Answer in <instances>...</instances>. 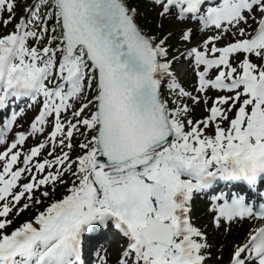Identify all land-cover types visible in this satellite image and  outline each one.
<instances>
[{"label":"snow or ice","instance_id":"1","mask_svg":"<svg viewBox=\"0 0 264 264\" xmlns=\"http://www.w3.org/2000/svg\"><path fill=\"white\" fill-rule=\"evenodd\" d=\"M150 2L163 18L217 30L185 55L197 92L223 95L186 91L169 37L147 35L128 0H38L19 20L17 0H0V29H13L0 35V146L23 115L14 105L40 104L30 131L0 152V264H85L87 234L110 225L126 239L119 264H208L210 245L191 213L194 198L209 193L217 227L264 222V0ZM181 38L191 43L192 31ZM184 97L212 100L208 115L189 118ZM48 127L43 142L21 150ZM76 136L84 139L72 159ZM65 175L73 179L63 199L8 230L22 199L39 203L34 193ZM220 185L227 191L217 193ZM229 264H264V223Z\"/></svg>","mask_w":264,"mask_h":264},{"label":"rangeland","instance_id":"2","mask_svg":"<svg viewBox=\"0 0 264 264\" xmlns=\"http://www.w3.org/2000/svg\"><path fill=\"white\" fill-rule=\"evenodd\" d=\"M140 2H142V0H139ZM144 1V0H143ZM147 1V0H146ZM146 8L145 7H140L139 5L136 4L137 7V12H138V17H137V21L140 20V18L142 17V14L145 13H149V17L147 20V23L149 26L153 25V23H158V25L155 27L152 26V28L148 31L149 34H153L158 36V38H160L161 35L163 36H168V43L172 46L175 47H179L181 49L179 55L182 56L185 55L192 47L198 46V45H202L203 42L212 35L217 34V32L215 31H211V32H205L202 33L201 35H196L193 37L191 43L185 42L182 40L181 38V33L182 31H187V30H191L195 27H197V25L195 23L191 22H180L176 19H174L172 16H169L168 18H163L159 15L161 8L160 7H154L152 5V3H146ZM29 6H32L29 5ZM19 12H22V10H19ZM23 13H24V9H23ZM161 26V28H160ZM0 31H2V34L5 32V28L0 29ZM163 31V32H162ZM200 32V31H199ZM171 34V35H169ZM194 33H192L193 35ZM234 40V37H232L231 35H229L227 37V41H232ZM225 41V42H227ZM224 42H221L220 46H223ZM186 56V55H185ZM177 58V57H176ZM187 59V57L185 58ZM242 59V57H241ZM183 60V59H182ZM174 62H173V66H174ZM174 68V67H173ZM181 70H185L188 69L189 73L187 76H182V73L179 71L177 72V77L180 79V81H178L181 86L186 84L189 86V88L191 89V94L193 96H210L212 97V99H215L218 95H223L224 93H219V92H215L214 90H210L207 93H198L196 86H195V74H196V70L195 67L193 65L188 66L186 64H184L183 66H178V69ZM178 80V79H177ZM188 103L189 105L192 106V112L195 113V115L197 117L200 118H205L208 115L207 112V108H209L212 104V100H209V103L207 105H205L203 103V99H201V102L199 104H194L192 102V100L188 97ZM36 114H34L33 112H29L27 113L25 116L21 117L19 120V124H22V128L23 130H26L27 128V124L30 121H33L35 119ZM37 144L39 142H42L40 140L35 141ZM24 182V180H23ZM192 213H195V210L193 208ZM204 223V226H201L200 228L208 233L213 232L212 236L216 237L217 236V229L219 227H217L215 224H213V216L210 213L208 216H205L204 219L202 220ZM248 222H237L236 224L233 225H225L222 224V228L224 229L225 233L227 235H230V237L233 240V245L231 246V252L229 255V259L226 263L224 264H229L233 249L236 245H240L243 244L246 241V238L249 234V232L251 231V227H249ZM217 227V228H216ZM224 231L222 232L221 236H223ZM213 237V239H214ZM222 240H219L217 243L221 244ZM105 249L107 248V245L104 244ZM119 243H112V246L109 249V255L112 253L110 256H108L107 258V264H119L118 263V259H120V253H121V249H119ZM111 252V253H110ZM210 264V263H209ZM216 264V263H214Z\"/></svg>","mask_w":264,"mask_h":264},{"label":"trees","instance_id":"3","mask_svg":"<svg viewBox=\"0 0 264 264\" xmlns=\"http://www.w3.org/2000/svg\"><path fill=\"white\" fill-rule=\"evenodd\" d=\"M128 3L132 7H134L137 4L140 7H145L146 8L145 2H143V1L140 2L139 0H128ZM149 16H150L149 13L147 14V13L144 12L142 14V17L139 20V24L147 32L152 28V26L155 27V25L156 26L158 25V23H153V25L149 26L148 23H147V20H148ZM52 23L53 22H49L50 27H51ZM160 28H161V26H160ZM175 53H176V47L170 46L169 57L171 55L175 54ZM165 96H167L169 98V102H170V105H171V100L173 99L172 94L171 93H168V94L165 93ZM182 103L186 104L187 100L185 98H182ZM189 118H192L194 120L197 119L195 113H192V112H191V116ZM89 135H90V133H89ZM83 139L84 138L82 136H76L74 138V143L76 144V147L71 152V157L72 158H76L77 155L80 154V149L78 147V144L80 142H82ZM72 179H73V177H71L69 175H65L66 183L57 184L54 190H53L51 185L47 186L46 189H44L42 187L41 191L47 190L49 192V195L47 197L42 196L41 195V191H36L34 193V200H39V203H35L33 201H26V200L22 201L14 209V211L9 215V218L12 221V225H11V227L8 230L11 231L12 229L20 226L21 224H23V223H25L27 221L35 220L36 216L40 212L45 211L46 208L48 206H50V204H52V203H54V202H56L58 200L63 199L64 196L68 194V189L72 186L71 185ZM25 203H29L30 206L27 209H25L23 211H20L17 214V209L22 208ZM198 207H199V205H198ZM199 212H204V210L200 209ZM198 216H199L198 217V223L200 225H202L203 224L202 220L204 219V217L200 216L199 214H198ZM223 231H224V229L220 228L218 230V232H217V236L216 237L212 236L213 233H210L208 235L209 243H210V246H211V249L209 250V253H210V256H211L210 260L215 262V263H218V264H224V263H226L228 261L229 255H230V252H231V249H232L231 246L233 245L232 238L230 237V235H227L225 233V231H224L223 236H221ZM213 237H214V239H213ZM219 240H222L221 244L217 243Z\"/></svg>","mask_w":264,"mask_h":264},{"label":"bare ground","instance_id":"4","mask_svg":"<svg viewBox=\"0 0 264 264\" xmlns=\"http://www.w3.org/2000/svg\"><path fill=\"white\" fill-rule=\"evenodd\" d=\"M250 23H251V21H250ZM253 26H255V25H253ZM95 255H96V257H97V256H98V253L96 252Z\"/></svg>","mask_w":264,"mask_h":264},{"label":"water","instance_id":"5","mask_svg":"<svg viewBox=\"0 0 264 264\" xmlns=\"http://www.w3.org/2000/svg\"><path fill=\"white\" fill-rule=\"evenodd\" d=\"M163 88V87H162Z\"/></svg>","mask_w":264,"mask_h":264}]
</instances>
